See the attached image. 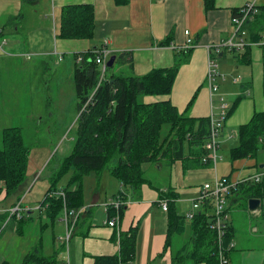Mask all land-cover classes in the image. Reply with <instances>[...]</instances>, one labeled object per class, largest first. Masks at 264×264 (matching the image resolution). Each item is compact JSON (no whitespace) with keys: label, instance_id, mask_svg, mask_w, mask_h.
<instances>
[{"label":"crops","instance_id":"1","mask_svg":"<svg viewBox=\"0 0 264 264\" xmlns=\"http://www.w3.org/2000/svg\"><path fill=\"white\" fill-rule=\"evenodd\" d=\"M250 1H255L258 6L264 5V0H215V7L206 11L203 0H130L126 5H116L114 0H0V62L19 63L16 68L20 72L22 68L25 76L29 63H33V66L35 63L39 69L43 68L46 77L51 76L58 80L61 75L71 99L75 96L74 70L80 61V56L76 59L75 55L93 52L101 47L107 48L110 56L112 53L130 52L132 73L137 76L144 75L153 68L170 67L175 56L180 55L183 61L176 73L171 93L145 95L141 98L145 103L169 100L178 112H186L193 117H210L211 111L217 110L221 97L229 107L239 94H245L225 121L219 136L218 159L215 165H198L192 159H184L174 161L167 167L162 165L154 169L148 166L144 172L149 182L141 186V195L136 199L108 171L94 175L90 173L87 176L92 182L90 194H85L83 198L84 207L89 211L79 218L70 240L69 264H94L95 256L116 254L119 250V233L134 227L137 228L136 249L129 264H170V249H163L166 241L167 210L161 207V191L171 188L177 194L174 204L178 213L184 214L190 209L191 200L198 197L202 184L212 181L215 176H228L234 182H241L264 171V149L256 156L237 159L232 163L228 157L229 149L237 143L238 126L248 122L255 111L264 110L261 47L250 46L251 59L247 65L239 63L232 50L220 49L217 55L211 49L219 75L216 80L218 88L212 100L206 80L208 46H215L230 38L234 30L231 10ZM69 4H91L94 7L95 22L91 38L59 37L61 11L63 6ZM185 30L189 31L188 35ZM167 36H170L168 43L161 45ZM188 37L191 38L193 46H190V53L183 57ZM115 63L114 71H129L127 64L115 66ZM235 77L240 82H234ZM44 83L43 87L48 88V81ZM10 84V88H21V82ZM24 86L26 87V82ZM60 91L61 88H52L53 95ZM41 92L44 93V90ZM193 96L195 99L189 106ZM53 98L46 96L47 100ZM41 101L40 98V104ZM63 108L66 112L59 113L62 117L55 115L53 111H41L40 118L56 116L60 120L66 119L75 124L78 116L76 104ZM7 127L9 126L1 127V132ZM50 153L45 147L29 151L25 179L20 186L23 191L20 200L30 212L38 208L45 191L48 190L49 179H39V172L46 167ZM33 180L35 182L31 186ZM121 191H126L127 198L123 202L122 218L115 226H109L106 204L118 200L113 195ZM3 201L2 194L0 203ZM227 202L228 207L241 205V194L232 193ZM13 204L14 202L5 205L0 212ZM97 204L101 205L106 216L102 225V212L99 211V216L96 211L92 212ZM226 211L228 212L227 208ZM255 212H249V221L246 213L228 218V227L233 233L231 240L234 242V246L226 254L229 264H264V248H260L258 252L243 245L244 241H249L252 237L248 235V229L249 232L258 231L257 225L250 218L253 213L259 215ZM239 217L243 218V224ZM46 222L44 219L43 223ZM43 223L39 225L40 232L49 228ZM53 225L55 222L51 225L52 228ZM60 225L57 230L59 234L56 233L58 240L64 234V226L61 222ZM48 232L46 235L52 243L56 240L55 232L52 230L51 237ZM42 236L45 239V235ZM50 250L52 252L54 249Z\"/></svg>","mask_w":264,"mask_h":264},{"label":"trees","instance_id":"2","mask_svg":"<svg viewBox=\"0 0 264 264\" xmlns=\"http://www.w3.org/2000/svg\"><path fill=\"white\" fill-rule=\"evenodd\" d=\"M130 0H114L116 5H126ZM206 11L215 7V0H203ZM91 4H69L61 11L59 37L65 39H89L94 31V17ZM242 8L231 10V17L237 16ZM248 41L258 42L264 38V5H257V12L245 23ZM170 36L161 42L168 43ZM192 48H186L184 56ZM262 49V92L264 96V46ZM239 63L249 64L250 46L242 50H232ZM115 55L114 62L127 64L128 72L114 71L113 65L107 67L101 76V69L95 61V52H84L75 55L80 61L74 70L75 94L77 97L76 139L72 150L61 161L59 169L49 177V187L40 201L39 215L54 224L62 213L64 204L69 209L84 207L83 178L92 171L99 174L107 170L110 175L129 189L134 199L141 195V186L149 182L143 163L153 162L165 157V164L170 166L174 161L192 159L195 164H209L202 159L209 150L205 143L210 133V117H193L186 112H178L169 100L145 103L141 98L145 95H169L176 73L183 61L176 55L174 63L167 68H153L144 75L132 73L130 52ZM219 55V52L217 53ZM113 62V64H114ZM245 94H239L227 110V119L234 112ZM189 101V106L194 101ZM0 147V196L4 199L10 194L21 196L20 186L25 179L30 147L25 145L19 127H7L1 132ZM264 149V110L255 111L250 120L237 129V143L229 149L231 163L237 159L256 156ZM160 150V151H159ZM71 171L65 185L58 187L57 181L62 173ZM228 177V176H226ZM64 191L65 200L52 195L56 191ZM232 193L241 194L244 207L249 198L261 201L260 215L264 217V175L259 181L246 179L236 183ZM20 196L17 198L20 200ZM121 203L126 201V191L113 195ZM161 200L167 202V229L164 251L168 248L170 264H220L217 234L211 228V217L203 211L195 213L192 220L179 214L174 204L177 194L168 188L160 192ZM124 204V203H123ZM115 209L107 207V218L116 213L121 219L124 205ZM88 212L89 209H85ZM31 212L26 211L20 218L12 216L17 222L16 231L23 234L22 224L31 222ZM7 213L0 212V220L6 219ZM108 219V220H109ZM137 228H130L119 233V250L113 255L94 257V264H129L135 256ZM186 234V241L179 243V237ZM232 230L227 227L221 247L229 264L228 248ZM55 242V239L52 243ZM54 244H52L53 246ZM53 248V247H52ZM54 249V248H53ZM61 244L49 254L44 252V242L39 243L27 253L21 264H61ZM163 256V253L160 255ZM1 264H8L6 261Z\"/></svg>","mask_w":264,"mask_h":264},{"label":"rangeland","instance_id":"3","mask_svg":"<svg viewBox=\"0 0 264 264\" xmlns=\"http://www.w3.org/2000/svg\"><path fill=\"white\" fill-rule=\"evenodd\" d=\"M17 64L15 62H10L6 64H2V62H0V147L2 146L1 127L3 126L19 127L21 129L23 142L25 143V145L29 146L31 150L40 147H45L47 148V150L51 151L46 167L44 166V168L39 172V175L41 173L39 179L41 178L50 179L49 177H51V175H54L56 171L59 169L63 158L66 155H68L72 150V147L76 139L75 129H76L77 121L75 120L76 122L74 124L73 122L67 121L66 119L60 120L56 116L53 117L45 116V118L41 119L39 113L41 111L43 113L53 111L55 115L58 114V116L62 117L61 115H59V113L63 114L64 112H66V109H64L63 107L65 106L67 108L69 104L70 105L73 103L77 104V97L75 94L74 99H71L68 93L69 92L68 87L66 84H63L64 83L62 82L63 77H61V75H59L58 80H54L53 78H51V76L46 77L44 75L45 70L43 68L39 69L35 63L34 66L31 65L33 63H29L28 70L25 76V73L22 68H21V72L16 68ZM120 64L121 63L116 62L115 66ZM16 81L21 82V88H10L11 87L10 83H14ZM44 81H48V85H47L48 88L43 87V85L45 84ZM24 82H26V87L24 86ZM52 88H61L62 91L58 92V94L53 95ZM42 89L44 90V93L41 92ZM46 96L52 98L53 96L54 97L56 96V98L47 100ZM40 98L42 99L41 104L39 103ZM165 162H166L165 157H159V159L153 162L143 163L142 169L145 170L148 168V166L154 169H156L157 166H162V165H165L167 167L168 165H166ZM94 174L96 173L92 171L91 175ZM70 175H71V171L62 173L57 181L58 187L65 185ZM38 176L36 178H38ZM35 180H33V183L31 182V186L34 184ZM91 186H92V182L90 181V179L88 180L87 176H85L83 178L84 196L85 194L86 195L90 194ZM110 187H112V183L109 185V190ZM21 192L23 193L22 190ZM58 192L64 193L63 190L62 191L60 190ZM19 196L20 194L19 195L10 194L8 197L4 199L2 203H0V209H2V207H4L5 205H10V203L12 202H14V204H16L19 201L21 202V200L18 201L17 199ZM60 197L63 199L64 202L65 193L64 196H60ZM108 205L109 204H106V206ZM64 207L66 209H69L65 206V204ZM246 207H247V203H246ZM225 208H227L228 210V212L226 211V214L227 217L230 219H232L234 216H238L239 214L246 213V216L248 217L246 218L247 221L250 220L248 214L251 210H248L247 208L244 207V200H242L241 205H237V206L233 205L229 207H228V202H226ZM27 210L28 212H30L29 209ZM256 210L251 212L256 211L259 213V215H253L254 214L253 213L250 218L251 221H253V223L257 225L258 231L249 232L248 229V235L252 237L251 239H249V241H244L243 245L245 246V248H254L259 252L260 248L262 249L264 248V235H262V233H264V217L260 215V211H259L260 207ZM5 211L6 210H4L3 212ZM85 211L86 210L84 209L82 210V212L77 218V222ZM95 211L98 213V216H99V211L102 212L103 218L100 219L101 221L100 225H102L103 221L106 220L105 218L106 216L100 204H97L92 210L93 213ZM30 215L31 217H33L32 221L29 223L25 222L24 224H22V229L24 231L23 234L16 231L17 222H15L14 219L10 218V220H6V219L0 220V224L4 223L5 221L7 222L5 228L0 234V264L3 261H6L8 264H21L23 257L27 253L31 252L36 246H38L40 242L41 243L44 242V252L46 254L50 253L51 251L50 248L52 247L54 249L60 248L61 246L60 243L62 242L61 236L59 238L60 240H58L56 233L59 234L57 230L61 226L60 225L61 221H59V219L56 220L55 225H53V228L51 227L52 224L51 225L48 224L49 228L40 232L39 225L43 223V220L45 218H43L42 215L41 216L39 215V208H34V211L31 212ZM91 217H92V213L90 215V219ZM239 218L242 220V224H243V218L241 217ZM52 230L53 232H55L54 234L56 235V240L53 246L49 240V236L46 235L47 232L49 231L48 233L50 234L51 237ZM42 234L45 235V239L43 238ZM186 238H187L186 234L182 235V237H179V241H180L179 243L186 241ZM48 244L50 247L48 246ZM70 250H71V246H69V254L71 258ZM65 255H66L65 250H62L60 252V260L62 256L65 258Z\"/></svg>","mask_w":264,"mask_h":264},{"label":"built area","instance_id":"4","mask_svg":"<svg viewBox=\"0 0 264 264\" xmlns=\"http://www.w3.org/2000/svg\"><path fill=\"white\" fill-rule=\"evenodd\" d=\"M257 12V5L255 1L247 2L242 6L240 9V12L237 16L231 17V22L233 24V32L230 38H228L225 41H221V43L216 44L215 46H208L207 50H209V56L207 61V74H206V80L208 84V90H209V96L210 100H212L213 95L217 91L218 85H217V77L218 75V65L214 58H212L211 49L216 53L220 52V49L223 50H242L246 46H253V45H259L264 46V38L261 39L258 42H250L246 39L247 37V30L245 28V23L247 20H251L254 14ZM186 35L189 34L188 30L184 31ZM192 40L190 37L186 39V48H189L190 46H193L191 43ZM95 52V61L99 64L101 68V76L105 73L107 68V61L110 57V52L107 48H99L97 50H94ZM234 82H240V79L238 77L233 78ZM227 110L228 105L224 103V99L221 97L219 99V104L216 111H211L210 114V133L209 138L207 139L205 143V147L209 150V153L207 156H205L202 160L206 161L209 160L212 165H215L217 159H218V149H219V136L224 128L225 121L227 120ZM264 175V171L259 172L258 174H255L249 179L259 181L261 177ZM236 183L229 179L228 177H218L215 176L212 181L205 182L202 184L200 188L199 195L196 199L191 200V207L190 209L184 213V216L187 220H192L195 213L203 211L208 216L211 217L212 223L211 228L216 231L217 234V244L219 246V262L220 264L225 263V258L223 254V249L221 247L222 240H224V234L226 233V228L228 227V217L226 214V208L225 204L227 202V199L232 194V190L235 189ZM52 195L56 196H64L63 192H53ZM161 207L163 210H167V202L165 199H162L161 201ZM123 203L121 201L115 200L111 202L109 205H112L115 207V209H118ZM108 205V206H109ZM107 206V207H108ZM106 207V208H107ZM85 210V207H80L78 209H66L63 207L61 216L59 217V221L62 222L64 226V234L61 235V243L64 246V250L66 252L65 258H62L61 264H69V258H68V250H69V242L73 236V233L76 228L77 224V218L82 212V210ZM28 211L25 206L22 205V203L19 201L16 204H14L12 207H9V209H6L7 217L6 220H10L12 216H16V218H20L25 214V212ZM119 220V214L116 213L113 217H111L109 220H107V224L109 226H115L118 223ZM7 222L0 224V234L5 228ZM234 246L233 240L230 241L228 248H232Z\"/></svg>","mask_w":264,"mask_h":264},{"label":"water","instance_id":"5","mask_svg":"<svg viewBox=\"0 0 264 264\" xmlns=\"http://www.w3.org/2000/svg\"><path fill=\"white\" fill-rule=\"evenodd\" d=\"M115 60V55H111L107 61V67H111ZM261 201L258 198H249L247 201L248 210L254 211L260 207Z\"/></svg>","mask_w":264,"mask_h":264},{"label":"bare ground","instance_id":"6","mask_svg":"<svg viewBox=\"0 0 264 264\" xmlns=\"http://www.w3.org/2000/svg\"><path fill=\"white\" fill-rule=\"evenodd\" d=\"M160 151V150H159Z\"/></svg>","mask_w":264,"mask_h":264}]
</instances>
